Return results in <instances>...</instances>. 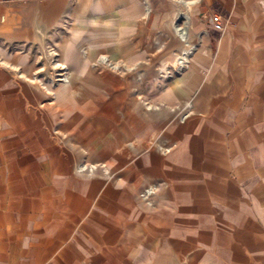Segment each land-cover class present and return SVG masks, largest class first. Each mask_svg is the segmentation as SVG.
Listing matches in <instances>:
<instances>
[{"label":"crops","instance_id":"crops-1","mask_svg":"<svg viewBox=\"0 0 264 264\" xmlns=\"http://www.w3.org/2000/svg\"><path fill=\"white\" fill-rule=\"evenodd\" d=\"M0 264H264V0L0 2Z\"/></svg>","mask_w":264,"mask_h":264},{"label":"built area","instance_id":"built-area-1","mask_svg":"<svg viewBox=\"0 0 264 264\" xmlns=\"http://www.w3.org/2000/svg\"><path fill=\"white\" fill-rule=\"evenodd\" d=\"M3 1H6V0H0V2H3ZM210 22L211 24L216 28V29H219V30H222L224 28V25L223 23H221L217 17L215 16H211L210 17ZM186 52L182 53L179 55L178 59L176 60V64H175V68L177 70H180L182 67L185 66L186 64V61H183L184 60V56H186ZM153 191V189L151 187H148L146 188L144 191H143V194L146 196L148 194H150L151 192Z\"/></svg>","mask_w":264,"mask_h":264},{"label":"rangeland","instance_id":"rangeland-1","mask_svg":"<svg viewBox=\"0 0 264 264\" xmlns=\"http://www.w3.org/2000/svg\"><path fill=\"white\" fill-rule=\"evenodd\" d=\"M55 62H57L56 60H54V59H52V61H51V70L53 69V67L55 68V66H54V63ZM38 63V65H37V73H36V76H42V74H43V72H44V67L42 66V61H39V62H37ZM40 66H42L41 68H40ZM49 67V66H48ZM61 70H64V69H61ZM57 77H62V76H57Z\"/></svg>","mask_w":264,"mask_h":264},{"label":"bare ground","instance_id":"bare-ground-1","mask_svg":"<svg viewBox=\"0 0 264 264\" xmlns=\"http://www.w3.org/2000/svg\"><path fill=\"white\" fill-rule=\"evenodd\" d=\"M176 29H177V31L179 32V35H180V36H185V32L182 31V29L179 28L177 25H176ZM183 61H186V62H187V56H184V60H183Z\"/></svg>","mask_w":264,"mask_h":264}]
</instances>
